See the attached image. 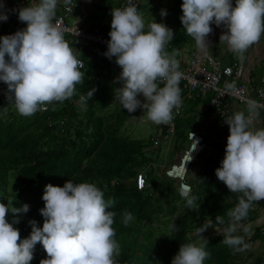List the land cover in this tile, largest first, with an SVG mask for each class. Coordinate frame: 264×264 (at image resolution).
<instances>
[{
  "label": "clouds",
  "instance_id": "1",
  "mask_svg": "<svg viewBox=\"0 0 264 264\" xmlns=\"http://www.w3.org/2000/svg\"><path fill=\"white\" fill-rule=\"evenodd\" d=\"M58 3L59 0H29L25 6L12 9L26 27L0 37V81L7 85L8 104L24 117L47 111V107L54 106L55 102L72 98L76 85L83 83V63L65 40L63 31L53 23ZM63 4L67 11H72L69 7L72 0H63ZM5 7L0 3V21H16L9 17ZM181 8L183 28L199 48L208 44L207 37L210 40L217 31H224L220 43H226L238 59H243L247 49L264 35V0H235V6L232 0H183ZM111 15L110 39L104 55L110 60L115 58V63L122 69L115 78L121 86L114 89V102L128 113L142 109L147 120L154 124L170 123L174 110L178 113L182 106L179 85L183 78L176 59L179 51H166V45L174 37L173 30L155 19L145 30V21L133 0H128L124 7H113ZM160 15L166 16L167 10L161 9ZM212 23L216 25L214 33H211ZM226 87L231 90L234 85L227 84ZM95 91L93 87L86 96H80V103L93 97ZM261 107L264 105L250 101L247 114L236 112L224 120L230 134L225 156L215 174L231 193L240 194L238 203L227 211L228 226L221 241L234 252L249 248L244 236L235 233L253 203L264 200V128L254 127ZM65 122L61 120L60 125ZM194 132L203 137L200 131ZM193 140L194 147L192 141L177 166L185 163L183 158L187 151L192 148V153L196 148L199 141ZM207 148L208 152L212 149L209 144L195 153L189 168ZM169 175L181 176L178 173ZM143 182L138 186L143 187ZM179 193L186 208L196 210L200 207L187 185H182ZM42 199L45 203L39 211L44 217L43 226L30 220L31 233L22 240L20 230L14 225L20 223L22 214L27 213L30 206L25 203L21 207H9L0 202V264H30L38 243L47 254L40 264H120L121 247L113 228L116 213L108 210L114 205V199L106 200L103 191L94 183H74L71 179L63 186L47 184ZM9 214L12 215L11 222ZM133 219L131 212H123L124 226ZM215 223L223 225L224 217L217 215ZM170 227L175 230V225ZM209 228L214 229L213 221L206 220L196 229L203 242L181 244L171 264H204L211 255L205 250L208 240L203 236Z\"/></svg>",
  "mask_w": 264,
  "mask_h": 264
},
{
  "label": "trees",
  "instance_id": "2",
  "mask_svg": "<svg viewBox=\"0 0 264 264\" xmlns=\"http://www.w3.org/2000/svg\"><path fill=\"white\" fill-rule=\"evenodd\" d=\"M123 1L119 2L120 6ZM149 1L141 0L138 11ZM157 1L155 14L166 9L165 18L173 20L174 37L166 45V51L171 53L176 49L180 54L183 48L179 47L195 43L187 36L180 19L183 0ZM106 2L97 0L98 9L103 10ZM232 2L235 5V0ZM117 3L118 0H110L109 5L117 7ZM0 24L4 27L15 25L10 19L0 21ZM91 24L101 31L111 30L108 24ZM0 35L4 36V33L0 31ZM70 37L75 38L71 34L66 36L72 47ZM195 51L193 49V53ZM99 55L106 72L87 54L86 66L81 69L83 83L76 85L75 95L32 116H21L12 104H8L7 85L0 81V202L9 207H21L25 203L30 206L29 211L22 214L20 223L14 225L20 230L21 240L31 233L30 220L43 226L44 217L39 210L44 207L45 186L49 183L63 186L71 179L74 183H94L103 191L106 200L114 199V205L108 210L116 213L113 228L121 247L120 264H171L181 244L203 242L196 229L206 220L213 221L214 229L209 228L203 233L204 239L208 240L205 250L211 254L204 264H264L258 258L254 263L248 260L251 256L248 254L249 243L259 237L260 227L255 228L253 236H248L245 231L238 234L244 236L249 245L246 251L234 252L221 243L228 226L227 211L238 203L240 195L231 193L215 174L225 156L227 139L214 140L215 134L210 131L201 133L206 146L210 144L212 149L198 172L186 174L184 179L169 175V168L177 163L174 159L166 162L160 146L155 143L156 136H172L173 149L186 151L190 131L202 132L199 125H206L210 119L212 125H223L216 115V108L210 105L213 94L204 97L199 91L191 94L181 80L183 113L174 114L168 124L157 125L155 137L148 140L132 138L125 125L134 112L128 113L114 102V89L121 86L115 78L122 69L115 63V58L110 60L100 52ZM235 60V55L227 51L226 61H223L233 63ZM180 62H184L183 56ZM93 87L96 88L94 96L81 104L80 96H86ZM201 114L205 115L204 119ZM61 120L66 121L62 126ZM207 152L208 148L198 155L199 159L197 157L191 163L189 171ZM139 174L144 178L143 187L137 185ZM183 180L191 184V195L197 197L200 207L196 210L186 208L185 200L180 196ZM124 211L131 212L134 217L128 226L122 223ZM257 213L254 202L246 219L254 220ZM217 215L224 217L223 225L215 223ZM8 219L11 222V214ZM171 225H175V230ZM44 258L47 254L38 243L30 264H40Z\"/></svg>",
  "mask_w": 264,
  "mask_h": 264
},
{
  "label": "built area",
  "instance_id": "3",
  "mask_svg": "<svg viewBox=\"0 0 264 264\" xmlns=\"http://www.w3.org/2000/svg\"><path fill=\"white\" fill-rule=\"evenodd\" d=\"M29 0H0V3L5 4V11L8 12L9 17L18 20V13L13 12L12 9L25 6ZM128 0H124L120 7L126 6ZM133 3L138 5V9L141 5V0H133ZM75 2L69 7L72 11H67L66 8L62 9L61 13L56 15L53 23L63 31L64 38L67 41V34H71L75 38V42L78 47H90L93 45L98 46L100 53L104 55L107 51L108 41L110 39L109 32L101 31L98 27H93L90 22H84L83 20H76L72 25L68 21V17L75 12ZM208 44L212 45V39H208ZM184 57V55H183ZM77 58L83 63L84 69L86 66V61L84 58L77 56ZM184 68H179L183 73L182 80L185 82V86L191 92H201L202 96H207L208 94H213L210 105L215 107L217 112L216 115L220 117V123L228 126L224 123V120L228 117L233 116L229 101L234 99L239 103L243 104L247 110V105L250 101H256L259 105H264V85H259L253 87L249 76L247 75L245 66L239 61L235 60L233 63H225L222 60L211 55L207 48H198L196 52L192 53L189 61H186L184 57V62L181 63ZM101 68L104 65L103 62L99 61ZM181 66V65H180ZM104 70V68H103ZM106 72V70H104ZM264 81V80H263ZM233 84L234 87L229 90L226 85ZM49 107H47L48 110ZM183 110V105L180 107L179 112L175 110V114H180ZM206 110V109H205ZM46 111V110H45ZM260 115L264 119V107L259 109ZM201 118L204 119L205 115L201 114ZM63 123V122H62ZM229 127V126H228ZM193 139L198 140L201 149L206 147V143L198 132H194ZM190 132V139L191 138ZM193 141V146L195 141ZM192 148L187 151L184 156L183 161L187 158ZM224 156V155H223ZM190 162L184 173L181 174V178H185V174L188 171ZM177 164L171 167L168 171L171 175H176ZM144 185V182L143 184ZM182 185H187L191 191V184L183 180Z\"/></svg>",
  "mask_w": 264,
  "mask_h": 264
},
{
  "label": "crops",
  "instance_id": "4",
  "mask_svg": "<svg viewBox=\"0 0 264 264\" xmlns=\"http://www.w3.org/2000/svg\"><path fill=\"white\" fill-rule=\"evenodd\" d=\"M32 2H38V0H32ZM72 2H75L74 5L76 9H75V12L67 18L71 25L76 20H83L84 22L86 20V22H90V23L95 22V20L91 18L92 14L88 7V5H91V4H88L90 3V0H72ZM64 8L65 6L63 4V0H59L57 9H56V15L60 14L62 9L64 10ZM104 13L105 14L101 15L100 22L98 24H102V25L108 24L110 25V28H111V23L104 21L109 16L108 14L109 10L107 9L106 5H105ZM155 13H156V10L152 9L151 13L149 14L150 18L145 21V25H146L145 30H147V24L151 23V20L153 19H155V21H157L158 23H164L162 22V20H166L165 16L162 17L160 14H155ZM14 23L15 25L13 26H5V27H3L0 24V31L4 33V35H10V34L15 33L17 30L22 29V26H21L22 22H20L19 20H16L14 21ZM69 42H72L71 48L73 52H75L76 56L82 57L85 60H87L86 55L88 54L96 62L100 61V55H99L100 50L98 46L93 45L90 47H82V48L77 47L75 44L76 43L75 39L72 40V37H70ZM222 51L224 52L223 54L222 52H219V56L218 57L215 56V57L218 59L221 58V60L223 61L224 59L227 58V50L222 49ZM245 59L247 60L246 64H244ZM239 61L245 66L247 75L249 76L250 81H251V85L254 88L261 84L264 85V81H263L264 80V67L262 68L261 72H258L256 70V66L262 65L264 63V46L260 43V41L250 46L248 48V56L243 59H240ZM234 101H237V100L229 101L233 114H235L236 112H245V114H247V110L244 107V105L239 103L238 101L237 102L239 103V105H237L236 102ZM205 126H206V129H208L210 132L215 134L214 140L223 139V138L227 139V137L225 136L227 134H230L229 127L225 125L213 124L212 127H210V122L207 121ZM254 127L264 128V119L262 118L261 115L259 116L258 119L255 120ZM209 153L210 152H208V154ZM200 168H201V162L199 161L198 164L194 168H192L189 173L192 172L195 174L198 172L197 170H199ZM256 207L258 209V213L256 214L255 219L254 220L245 219L241 221L240 228L235 233V235H238L239 233H241V231H244V229H247L246 233L248 234V236H253L256 233L255 228L256 227L261 228L260 231L258 232L259 237L253 240V242L249 243L251 245H250V250H248V254H251V256L248 258V260L252 263H254L257 258L260 260V257H262L261 261H264V200L256 202Z\"/></svg>",
  "mask_w": 264,
  "mask_h": 264
},
{
  "label": "rangeland",
  "instance_id": "5",
  "mask_svg": "<svg viewBox=\"0 0 264 264\" xmlns=\"http://www.w3.org/2000/svg\"><path fill=\"white\" fill-rule=\"evenodd\" d=\"M122 1L123 0H118L117 7H120L119 2H122ZM96 2H97V0H90V3H88V4H91V5H88V7H89L90 12L92 14L91 18L93 20H95L96 23H99L101 15L105 11V7L102 8L103 10L98 9L99 6L96 4ZM157 2L158 1H156V0H151L148 3H144V5L142 6V8L139 11V13L142 15L144 21H146L147 19L150 18L149 14L151 13L152 9H154V7H156L155 4ZM109 3H110V0H107L106 7L109 10V13H108L109 16L104 21L111 23V20H112L111 10L113 7L110 6ZM233 6H235V5H233ZM151 22H153V20H151ZM162 22H164V24H166L169 28L172 27V24H173L172 19L169 21L167 19L162 20ZM21 26H22V28H25L26 24L22 23ZM211 27L213 29L212 33H214L216 31V25L212 24ZM222 32H224V31H220V32L217 31V33H215V35L212 37V41H213L212 45L207 44L205 46V48L208 49L209 53L211 55L216 56V57L219 56V52H222V54L224 53L222 51V49L229 51L226 43H220L219 38H220V35L222 34ZM0 37H2V35H0ZM260 43L264 46V35L261 36ZM179 48L184 49V57H185L186 61L190 60V58H191L190 54L192 55L193 49H196V50L198 49V47L196 46L195 43L188 45V46H184V47L181 46ZM183 49H181L180 54L176 57V59L179 61V66H180V58L183 56ZM247 56H248V49L245 52V55L243 58H245ZM235 58H236V60H240L236 56H235ZM225 61H226V59H225ZM246 63H247V60L245 59L244 64H246ZM263 67H264V63L262 65L256 66V70L258 72H261ZM181 68H184L183 64H181ZM112 81L113 80L111 79V82ZM141 100L143 101L144 97H142ZM232 100H234V99H232ZM234 102H236V104L239 105V103L237 101H234ZM186 108L188 109L187 106H186ZM173 115H174V113H173ZM209 122H210V127H212V120L210 119ZM125 127L127 130L126 132L129 133V135L132 138H141V139H147V140L149 138L155 137L156 131L158 129L157 124H154L151 121L147 120L146 115H144V111L142 109H137L134 112V114L131 116V118H129L128 121L126 122ZM199 127H200L199 129L202 130L201 133H207L209 131L208 129H206L205 124H203V125L200 124ZM228 136H229V134H227L225 137H228ZM157 138H159V139H157ZM155 143L157 146L158 145L160 146V153L162 156H165L166 162H170L171 159H174L175 163H177V164H179L181 162V158H182L183 154L185 153V150L183 149V150L176 151L173 149L172 136L164 137V138H162L161 136H159V137L156 136L155 137ZM191 144H192V140H189L187 142V145L185 146V148L188 150L190 148ZM198 159H199V157H198ZM197 163H198V161H197ZM189 172L190 171L187 172V175L189 174ZM137 185H138V177H137ZM260 259L262 260V257H260Z\"/></svg>",
  "mask_w": 264,
  "mask_h": 264
},
{
  "label": "bare ground",
  "instance_id": "6",
  "mask_svg": "<svg viewBox=\"0 0 264 264\" xmlns=\"http://www.w3.org/2000/svg\"><path fill=\"white\" fill-rule=\"evenodd\" d=\"M190 56H192L190 54ZM221 60V58H220ZM225 62V61H224ZM190 93V92H189ZM192 94V93H191ZM189 97V96H188ZM183 98V97H182ZM202 107V106H201ZM204 108V107H202ZM183 113V112H182ZM210 115V114H209ZM215 115V114H214ZM217 140V139H215ZM194 147V146H193ZM201 148L200 144H197L196 148L192 151V153L190 152L189 155L187 156L186 160H185V163L183 165H178V167L176 168V171L178 174H182L185 172L186 168H187V165H188V162L193 158V156L195 155V153L197 151H199V149Z\"/></svg>",
  "mask_w": 264,
  "mask_h": 264
},
{
  "label": "water",
  "instance_id": "7",
  "mask_svg": "<svg viewBox=\"0 0 264 264\" xmlns=\"http://www.w3.org/2000/svg\"><path fill=\"white\" fill-rule=\"evenodd\" d=\"M207 155H208V153L200 160L201 166L203 165V161L205 160V158H206Z\"/></svg>",
  "mask_w": 264,
  "mask_h": 264
}]
</instances>
